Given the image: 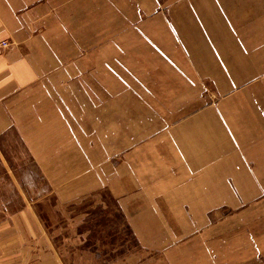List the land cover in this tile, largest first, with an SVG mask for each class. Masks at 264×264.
Wrapping results in <instances>:
<instances>
[{
  "label": "crops",
  "instance_id": "0c3cea01",
  "mask_svg": "<svg viewBox=\"0 0 264 264\" xmlns=\"http://www.w3.org/2000/svg\"><path fill=\"white\" fill-rule=\"evenodd\" d=\"M11 134L164 264H264V0H0V264H64Z\"/></svg>",
  "mask_w": 264,
  "mask_h": 264
},
{
  "label": "rangeland",
  "instance_id": "374dc122",
  "mask_svg": "<svg viewBox=\"0 0 264 264\" xmlns=\"http://www.w3.org/2000/svg\"><path fill=\"white\" fill-rule=\"evenodd\" d=\"M11 135L8 147L12 153L8 154L28 178L29 197L39 202L40 216L64 264H164L160 256L139 245L110 192H96L62 205L18 138Z\"/></svg>",
  "mask_w": 264,
  "mask_h": 264
},
{
  "label": "built area",
  "instance_id": "2783aa9c",
  "mask_svg": "<svg viewBox=\"0 0 264 264\" xmlns=\"http://www.w3.org/2000/svg\"><path fill=\"white\" fill-rule=\"evenodd\" d=\"M2 46H3V47H7L8 44H7L6 42H3V43H2Z\"/></svg>",
  "mask_w": 264,
  "mask_h": 264
}]
</instances>
